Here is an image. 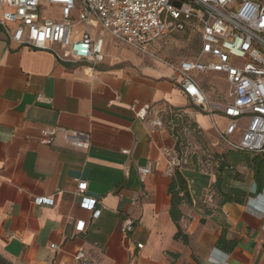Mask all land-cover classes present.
<instances>
[{
    "label": "crops",
    "instance_id": "obj_1",
    "mask_svg": "<svg viewBox=\"0 0 264 264\" xmlns=\"http://www.w3.org/2000/svg\"><path fill=\"white\" fill-rule=\"evenodd\" d=\"M104 45V62L91 69L18 47L0 27V264H74L79 251L91 264H264V191L244 204L221 205L217 195L213 207L204 201L216 175L201 171V135L216 155L225 154L212 132L228 120L210 117L184 96L166 62L153 63L108 34ZM145 105L154 109L147 121L133 110ZM180 108L197 151L181 171L192 199L180 222L187 244L175 239L169 213L173 174L163 151L175 140L166 124H151L158 112ZM47 128L57 131L52 144L41 143ZM75 139L88 147L75 146ZM151 164L142 183L139 167ZM237 172L234 184L254 193L253 172L244 163ZM80 180L89 184L87 196L100 201L99 216L81 206ZM44 197L53 205L35 204ZM126 216L136 222L128 237ZM223 234L238 243L230 254L216 248Z\"/></svg>",
    "mask_w": 264,
    "mask_h": 264
},
{
    "label": "built area",
    "instance_id": "obj_2",
    "mask_svg": "<svg viewBox=\"0 0 264 264\" xmlns=\"http://www.w3.org/2000/svg\"><path fill=\"white\" fill-rule=\"evenodd\" d=\"M49 9L58 13L46 16ZM76 9L78 16L73 14ZM0 12V27L18 47L48 50L59 62L83 64L91 69L104 62L105 34L146 53L173 32L197 29L198 55L167 63L174 71L176 84L207 115H221L228 120L224 129L215 124L214 145H223L226 150L264 152V0H0ZM210 73L224 76L229 87L226 101L218 97L213 102L208 97L197 75ZM133 110L143 121L154 111L150 105L134 106ZM155 116L151 124H166L175 140L172 148L163 151L168 171L181 172L197 153L189 136L188 114L180 108ZM197 131L200 135L201 129ZM56 135L54 129L42 130L41 143L52 144ZM72 144L88 147L76 139ZM198 149L204 152L201 171L216 175L220 159L210 148ZM123 152L129 154L128 150ZM152 172V164L139 167L140 181L145 183ZM77 185L81 206L99 216L100 201L87 196L89 184L80 180ZM215 196L212 187L205 195V203L213 207ZM34 201L38 206L53 205L48 197ZM135 225L130 216L124 218L122 230L126 237L135 231ZM84 228L85 223L79 222L78 231L83 232ZM136 245L137 249L144 247L141 243ZM51 247L58 249L55 244ZM74 264L91 263L79 251Z\"/></svg>",
    "mask_w": 264,
    "mask_h": 264
},
{
    "label": "trees",
    "instance_id": "obj_3",
    "mask_svg": "<svg viewBox=\"0 0 264 264\" xmlns=\"http://www.w3.org/2000/svg\"><path fill=\"white\" fill-rule=\"evenodd\" d=\"M217 157L220 159V167L216 174L213 190L217 196H220L221 205L229 203L244 204L251 197L259 196L264 191V152L253 153L245 150H227L225 154L217 155ZM243 163L253 172V179L256 183V191L254 193H249L234 184L241 178L237 172L238 164ZM170 182L168 186V194L171 198L169 213L178 228L175 239L187 244L189 236L180 227V222L184 217L182 212L183 204L192 203L188 182H186L185 177L179 171L173 174ZM216 243V248L225 254H230L238 245L236 241H227L224 234Z\"/></svg>",
    "mask_w": 264,
    "mask_h": 264
},
{
    "label": "rangeland",
    "instance_id": "obj_4",
    "mask_svg": "<svg viewBox=\"0 0 264 264\" xmlns=\"http://www.w3.org/2000/svg\"><path fill=\"white\" fill-rule=\"evenodd\" d=\"M58 13L56 9H49L45 12L46 16L54 17ZM78 16V9L73 13ZM199 33L197 29L190 28L185 31L173 32L163 38L162 41L155 43L154 46L149 47L148 52L144 53L153 63L157 61L158 63L166 62L168 64L179 63L183 59H194L199 53L200 43H199ZM122 49L121 47L119 48ZM135 51V49H131ZM197 77L206 90V93L211 101L215 102L221 97L223 100H227L229 94L228 84L224 79H221L217 74H198ZM195 109H197L195 107ZM222 126V124H220ZM213 136H217L215 130L212 132ZM200 144L203 148H209V142L204 139L200 140Z\"/></svg>",
    "mask_w": 264,
    "mask_h": 264
}]
</instances>
